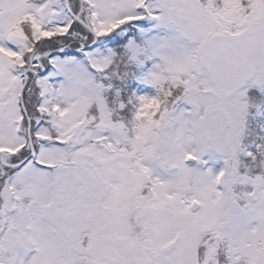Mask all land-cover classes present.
Masks as SVG:
<instances>
[{
  "label": "snow or ice",
  "instance_id": "6c2138e0",
  "mask_svg": "<svg viewBox=\"0 0 264 264\" xmlns=\"http://www.w3.org/2000/svg\"><path fill=\"white\" fill-rule=\"evenodd\" d=\"M0 264H264V0H0Z\"/></svg>",
  "mask_w": 264,
  "mask_h": 264
}]
</instances>
